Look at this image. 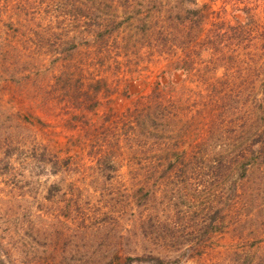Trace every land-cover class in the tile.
<instances>
[{"label":"rangeland","instance_id":"1","mask_svg":"<svg viewBox=\"0 0 264 264\" xmlns=\"http://www.w3.org/2000/svg\"><path fill=\"white\" fill-rule=\"evenodd\" d=\"M116 252L264 264V0H0V264Z\"/></svg>","mask_w":264,"mask_h":264},{"label":"trees","instance_id":"2","mask_svg":"<svg viewBox=\"0 0 264 264\" xmlns=\"http://www.w3.org/2000/svg\"><path fill=\"white\" fill-rule=\"evenodd\" d=\"M77 14H82L83 16L89 17L88 15H90V11H87L86 9L76 8V13L74 15H77ZM96 17H98V16H96ZM121 21L122 20H120V19L116 20L115 22L112 23L111 26L116 27L117 25H119V23ZM97 23H98V21H97ZM106 26L107 25H103L102 28L97 30L95 33L99 36H102L103 34H105L108 31V28ZM67 46H69V44H67L66 46L63 45L62 48L63 49L67 48ZM183 65H184L183 62L174 61L172 66L170 67V69L168 71L169 75H171L174 70L183 71L184 70ZM257 148H258V150H260L261 146H258ZM243 163H242V167H241L242 171H244V168H243L244 164ZM171 165H172V162H168L165 167L167 168V167H170ZM218 215H219L218 209L214 208V210L212 211V215L209 217V220H208L209 223H211V224L208 223L209 228H206V229H216L217 224H216L215 216H218ZM126 259H128V253L119 254L116 252V253H113L112 255H110L105 261H103L100 264H124ZM0 261H1V259H0Z\"/></svg>","mask_w":264,"mask_h":264}]
</instances>
